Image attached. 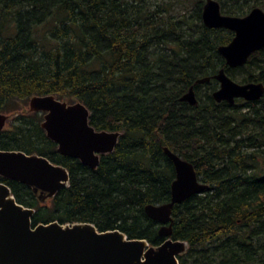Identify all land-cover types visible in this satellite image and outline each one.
Returning a JSON list of instances; mask_svg holds the SVG:
<instances>
[{"label":"trees","instance_id":"16d2710c","mask_svg":"<svg viewBox=\"0 0 264 264\" xmlns=\"http://www.w3.org/2000/svg\"><path fill=\"white\" fill-rule=\"evenodd\" d=\"M205 2L0 0V112L13 115L0 148L45 155L70 172L44 202L32 186L0 175L36 209L34 223L90 221L160 243L165 236L145 206L171 199L168 146L209 185L172 209L171 237L188 243L180 264H264V94L234 103L213 96L222 67L264 83V47L229 66L218 47L234 31L206 26ZM219 2L234 15L264 8V0ZM203 76L211 79L202 92ZM191 87L195 104L182 98ZM48 93L84 102L97 129L121 131L96 168L58 151L43 114L15 106Z\"/></svg>","mask_w":264,"mask_h":264},{"label":"water","instance_id":"95a60500","mask_svg":"<svg viewBox=\"0 0 264 264\" xmlns=\"http://www.w3.org/2000/svg\"><path fill=\"white\" fill-rule=\"evenodd\" d=\"M208 27H226L234 36L218 49L229 66L244 64L256 50L264 47V9L254 7L245 15L222 12L219 0H206L202 12ZM214 77L220 86L214 90L217 101L234 102L237 97L257 100L264 94L262 81L239 82L222 67ZM210 76L197 82L204 83ZM183 99L197 102L193 88ZM29 111L44 112L41 126L57 143L59 152L79 158L96 168L101 153L114 150L120 130L97 129L90 123V110L80 100L68 102L54 94H36L29 100ZM12 115L0 112V131ZM172 160L176 177L171 183V199L149 203L147 214L164 223L160 233L166 238L153 244L146 238L129 237L119 228L100 230L94 222H62L58 219L33 222L36 209L20 203L11 187L0 181V264H180L179 255L188 243L174 239L172 209L190 196L209 188L194 164L177 152L164 147ZM0 175L18 180L40 190L39 197H53L68 185V168L39 153L0 148ZM169 223V224H168Z\"/></svg>","mask_w":264,"mask_h":264},{"label":"rangeland","instance_id":"374dc122","mask_svg":"<svg viewBox=\"0 0 264 264\" xmlns=\"http://www.w3.org/2000/svg\"><path fill=\"white\" fill-rule=\"evenodd\" d=\"M174 1V0H173ZM177 7L181 10V9H183V4H181V3H179L178 5H177ZM182 11V10H181ZM238 80L240 81L241 80V78H238ZM208 88H207V85L205 84V83H202V85L200 86V88H199V91H205V90H207ZM198 93V92H197ZM16 107H17V109H22V110H28L29 109V101L28 102H23V101H20V102H18L16 105H15ZM21 110V111H22ZM10 112V111H9ZM41 113V116H42V114H43V112H40ZM12 117H13V115L11 116V118H9V120L7 121V123H6V125H5V128H7L8 126H9V124H10V121H11V119H12ZM263 164H264V161L262 162Z\"/></svg>","mask_w":264,"mask_h":264},{"label":"flooded vegetation","instance_id":"af4514ba","mask_svg":"<svg viewBox=\"0 0 264 264\" xmlns=\"http://www.w3.org/2000/svg\"><path fill=\"white\" fill-rule=\"evenodd\" d=\"M254 7H256V6H254ZM254 7H253V8H254ZM253 8H252V9H253ZM252 9H251V10H252ZM263 9H264V8H263ZM251 10H250V11H251ZM250 11H249V12H250ZM249 12H248V13H249ZM246 14H247V13H246ZM234 33H235V32H234ZM258 50H259V49H258ZM249 57H250V56H249ZM237 66H238V65H237ZM223 68H224V67H223ZM228 75H229V74H228ZM213 76H214V75H213ZM210 79H211V76H210ZM210 79H209L208 81H210ZM233 79H234V78H233ZM235 80H236V79H235ZM236 81H238V80H236ZM206 82H207V81H206ZM239 82H242V81H239ZM246 82H251V81H246ZM204 83H205V82H204ZM219 86H220V82L218 81V86H217V88H218ZM191 88H193V87H191ZM191 88H190V89H191ZM217 88H216V89H217ZM190 89H189V90H190ZM216 89H215V90H216ZM189 90H188V91H189ZM193 90H194L195 95H196V98H197V97H198V93H197L198 91H196L194 88H193ZM188 91H187V92H188ZM213 92H214V90H213ZM185 93H186V92H185ZM185 93H184V94H185ZM184 94H183V95H184ZM239 98H242V97H237V98L235 99V101H236L237 99H239ZM197 99H198V98H197ZM244 99H245V98H244ZM235 101H234V102H235ZM234 102H232V103H234ZM230 103H231V102H230ZM24 112H31V111H29V110H24ZM39 112H41V111H39ZM9 114H10V113H9ZM11 115H12V114H11ZM43 115H44V112H43ZM10 118H11V117H10ZM8 120H9V118H8ZM8 120H7V121H8ZM41 122H42V121H41ZM4 128H5V127H4ZM4 128H3V129H4ZM101 154H102V153H101ZM100 156H101V155H100ZM2 182H4V181H2ZM5 183H6V182H5ZM36 193H38V196H39V194H40V190H39L38 192H36ZM50 198H51V197H50ZM39 199H40L42 202H44V201H46L48 198H45V197H44V199H42V198L39 197ZM26 206H27V205H26ZM153 219H154V218H153ZM155 220H157V219H155ZM157 222H158V224H159V232H160V228L164 225V223H162V222H160V221H158V220H157ZM168 224H169V223H168ZM112 229H113V228H112ZM160 234H161V233H160ZM162 235H163V234H162ZM163 236H165V238H166V235H163ZM165 238H164V239H165ZM147 240H148V239H147ZM148 241H149V240H148ZM161 242H162V241H161ZM151 243H152V242H151ZM153 244H155V243H153ZM157 244H158V243H157Z\"/></svg>","mask_w":264,"mask_h":264},{"label":"bare ground","instance_id":"6f19581e","mask_svg":"<svg viewBox=\"0 0 264 264\" xmlns=\"http://www.w3.org/2000/svg\"><path fill=\"white\" fill-rule=\"evenodd\" d=\"M35 215V214H34ZM34 217V216H33Z\"/></svg>","mask_w":264,"mask_h":264}]
</instances>
